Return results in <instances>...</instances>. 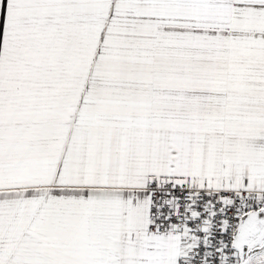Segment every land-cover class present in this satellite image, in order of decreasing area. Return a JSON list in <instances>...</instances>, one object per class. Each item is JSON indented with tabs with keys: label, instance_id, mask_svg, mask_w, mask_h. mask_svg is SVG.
<instances>
[{
	"label": "snow or ice",
	"instance_id": "obj_1",
	"mask_svg": "<svg viewBox=\"0 0 264 264\" xmlns=\"http://www.w3.org/2000/svg\"><path fill=\"white\" fill-rule=\"evenodd\" d=\"M0 14V264H264V0Z\"/></svg>",
	"mask_w": 264,
	"mask_h": 264
},
{
	"label": "crops",
	"instance_id": "obj_2",
	"mask_svg": "<svg viewBox=\"0 0 264 264\" xmlns=\"http://www.w3.org/2000/svg\"><path fill=\"white\" fill-rule=\"evenodd\" d=\"M2 27H3V16L2 14H0V31H2Z\"/></svg>",
	"mask_w": 264,
	"mask_h": 264
}]
</instances>
